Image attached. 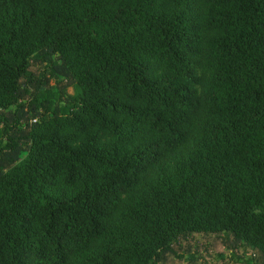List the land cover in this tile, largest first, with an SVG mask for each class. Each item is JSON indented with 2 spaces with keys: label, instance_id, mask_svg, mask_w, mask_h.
I'll return each instance as SVG.
<instances>
[{
  "label": "trees",
  "instance_id": "1",
  "mask_svg": "<svg viewBox=\"0 0 264 264\" xmlns=\"http://www.w3.org/2000/svg\"><path fill=\"white\" fill-rule=\"evenodd\" d=\"M0 264H264V0H0Z\"/></svg>",
  "mask_w": 264,
  "mask_h": 264
},
{
  "label": "rangeland",
  "instance_id": "2",
  "mask_svg": "<svg viewBox=\"0 0 264 264\" xmlns=\"http://www.w3.org/2000/svg\"><path fill=\"white\" fill-rule=\"evenodd\" d=\"M68 91L70 92V93H73V87H69L68 88ZM205 252V251H204ZM212 253H213V257L211 258V261H215L217 258H216V254L212 251ZM227 256H228V258H230L231 257V251L230 250H228L227 251Z\"/></svg>",
  "mask_w": 264,
  "mask_h": 264
}]
</instances>
